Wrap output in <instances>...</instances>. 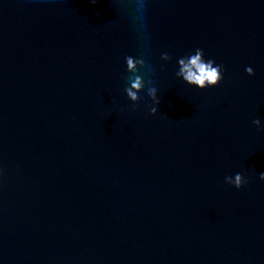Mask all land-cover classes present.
Listing matches in <instances>:
<instances>
[{
    "label": "water",
    "instance_id": "water-1",
    "mask_svg": "<svg viewBox=\"0 0 264 264\" xmlns=\"http://www.w3.org/2000/svg\"><path fill=\"white\" fill-rule=\"evenodd\" d=\"M257 118L264 0H0V264H264Z\"/></svg>",
    "mask_w": 264,
    "mask_h": 264
},
{
    "label": "clouds",
    "instance_id": "clouds-1",
    "mask_svg": "<svg viewBox=\"0 0 264 264\" xmlns=\"http://www.w3.org/2000/svg\"><path fill=\"white\" fill-rule=\"evenodd\" d=\"M162 60H169L170 57L167 53L161 55ZM126 70L132 75L128 76V84L126 85L124 91L127 97L135 103L140 99L138 93L144 89L145 81L141 75H137L138 65L141 68L146 67L145 60L142 58H136L133 56H126ZM178 70L175 75L178 78H182L189 85H193L199 89H205L217 85L223 79V65L216 64L212 59H205L204 52L200 48H196L194 53H189L188 55L178 58ZM245 71L249 74H253V69L247 67ZM151 85V81H148ZM147 95L152 101V106H150V112L156 113L157 107L159 105L160 99L157 94V88L149 86L147 88ZM258 129L264 128L262 121L257 118L252 121ZM259 178L264 180V172L259 174ZM225 183L234 185L239 189L244 183V177L239 173H235L234 176H226Z\"/></svg>",
    "mask_w": 264,
    "mask_h": 264
}]
</instances>
